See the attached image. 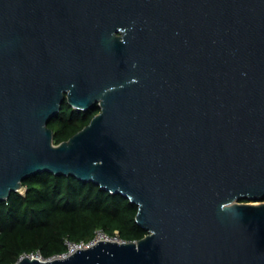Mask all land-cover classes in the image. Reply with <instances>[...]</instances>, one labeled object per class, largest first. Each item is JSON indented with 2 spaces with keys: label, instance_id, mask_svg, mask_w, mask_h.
I'll return each instance as SVG.
<instances>
[{
  "label": "water",
  "instance_id": "1",
  "mask_svg": "<svg viewBox=\"0 0 264 264\" xmlns=\"http://www.w3.org/2000/svg\"><path fill=\"white\" fill-rule=\"evenodd\" d=\"M45 171L148 234L15 264H264V0H0V200Z\"/></svg>",
  "mask_w": 264,
  "mask_h": 264
},
{
  "label": "trees",
  "instance_id": "2",
  "mask_svg": "<svg viewBox=\"0 0 264 264\" xmlns=\"http://www.w3.org/2000/svg\"><path fill=\"white\" fill-rule=\"evenodd\" d=\"M62 106L49 123L55 144L82 130L99 110H78L67 100ZM138 210L128 197L94 182L39 172L23 181L21 191L0 200V264H15L36 253L59 256L68 251V241L89 242L98 230L109 235L118 231L121 239L138 241L148 234L137 221Z\"/></svg>",
  "mask_w": 264,
  "mask_h": 264
},
{
  "label": "built area",
  "instance_id": "3",
  "mask_svg": "<svg viewBox=\"0 0 264 264\" xmlns=\"http://www.w3.org/2000/svg\"><path fill=\"white\" fill-rule=\"evenodd\" d=\"M102 240H104V241L126 242L125 240H123V239H121L119 237V232L118 231H116L115 235H109L104 230H98L97 233H96V236L89 242L76 243V242L68 241L67 242L68 251L63 253V254H61V255H59V256H54V257H51V258H45L40 253H36V254L28 255V256L37 257V258H39L41 260H48V259H52V258H56V257H67V256L75 253L76 251H78L80 248H83V249L84 248H90V247L94 246L95 244H97L98 242H100ZM24 256H21L20 259L23 258Z\"/></svg>",
  "mask_w": 264,
  "mask_h": 264
},
{
  "label": "flooded vegetation",
  "instance_id": "4",
  "mask_svg": "<svg viewBox=\"0 0 264 264\" xmlns=\"http://www.w3.org/2000/svg\"><path fill=\"white\" fill-rule=\"evenodd\" d=\"M97 108H98L99 110H98V111H97L95 114H97V113H99V112H100V108H99L98 106L96 107V109H97Z\"/></svg>",
  "mask_w": 264,
  "mask_h": 264
}]
</instances>
